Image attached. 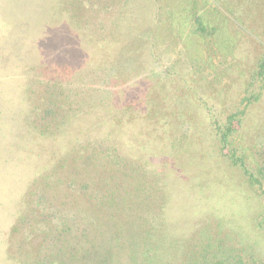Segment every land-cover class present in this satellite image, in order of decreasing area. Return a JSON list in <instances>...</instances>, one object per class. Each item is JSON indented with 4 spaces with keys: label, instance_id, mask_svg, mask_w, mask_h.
<instances>
[{
    "label": "rangeland",
    "instance_id": "obj_1",
    "mask_svg": "<svg viewBox=\"0 0 264 264\" xmlns=\"http://www.w3.org/2000/svg\"><path fill=\"white\" fill-rule=\"evenodd\" d=\"M141 259L264 264V0H0V264Z\"/></svg>",
    "mask_w": 264,
    "mask_h": 264
},
{
    "label": "trees",
    "instance_id": "obj_2",
    "mask_svg": "<svg viewBox=\"0 0 264 264\" xmlns=\"http://www.w3.org/2000/svg\"><path fill=\"white\" fill-rule=\"evenodd\" d=\"M228 130L230 131L231 130V128H228ZM227 132V131H226ZM221 133V137H220V140H221V142L223 143V150L225 151V153H227V145H226V142H227V136H228V133ZM139 213H142V212H139ZM137 217H140V218H142L143 216H141V215H137ZM139 255H141L142 254V251H140L139 250ZM142 256H140V258H141ZM238 257V256H237ZM251 261H253V260H251ZM139 262V264H144L143 263V260L141 259L140 261H138ZM241 263V261L239 260V261H236V262H234V263H231L229 260H226V263H225V261H223V260H219V261H217V262H214V263H212V264H240Z\"/></svg>",
    "mask_w": 264,
    "mask_h": 264
}]
</instances>
